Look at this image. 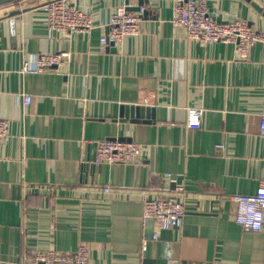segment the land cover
Masks as SVG:
<instances>
[{"label":"crops","instance_id":"crops-1","mask_svg":"<svg viewBox=\"0 0 264 264\" xmlns=\"http://www.w3.org/2000/svg\"><path fill=\"white\" fill-rule=\"evenodd\" d=\"M48 1L0 6V264L81 245L89 264H264V231L238 224L232 199L264 181V42L241 59L233 43L190 39L176 0H66L92 28L49 31ZM127 1L146 9L138 32L103 48ZM197 1L264 32V0ZM63 52L55 71L22 70ZM103 139L135 142L139 159L94 163ZM159 196L183 201L179 228L143 217Z\"/></svg>","mask_w":264,"mask_h":264},{"label":"built area","instance_id":"built-area-1","mask_svg":"<svg viewBox=\"0 0 264 264\" xmlns=\"http://www.w3.org/2000/svg\"><path fill=\"white\" fill-rule=\"evenodd\" d=\"M16 2L25 3L26 0ZM127 7L122 5L113 11L108 24L109 31L100 37L103 48L115 46L125 37L138 32L139 23L146 9L140 6L138 10L131 11ZM44 8L49 31L73 33L89 31L93 26L87 11L71 7L66 0H49L44 4ZM172 22L176 27L183 29L190 39L203 43H233L241 59L247 58L252 45L264 42V32L255 30L245 20L216 21L209 15L204 1L176 0ZM67 56L68 54L64 52L37 55L33 63L28 61L23 63L22 70L33 73L52 72ZM30 98L29 95H23L25 103H29ZM7 128V121L0 119V141L6 136ZM259 133L264 139V113L260 115ZM141 150V146L132 141L103 139L96 143L94 163H133L139 159ZM177 195L182 197L181 189L177 190ZM232 199L237 203L236 222L253 231H264V181L259 183L254 194L234 195ZM184 213L181 199L159 196L145 199L143 202V217L152 219L158 230L179 228ZM156 237L157 234H154L153 238ZM24 264H89V251L83 245L72 252L37 251Z\"/></svg>","mask_w":264,"mask_h":264},{"label":"water","instance_id":"water-1","mask_svg":"<svg viewBox=\"0 0 264 264\" xmlns=\"http://www.w3.org/2000/svg\"><path fill=\"white\" fill-rule=\"evenodd\" d=\"M16 1H19V0H0V6L1 5H5V4H9V3H12V2H16ZM249 1H251V0H249ZM140 4H142L141 2H139V5L137 6V7H129V4H128V1L126 2V5L128 6L127 8H128V10H131V11H136V10H138L139 9V6H140ZM252 5H254V7L257 9V10H261L260 9V7L256 4V3H254V2H252ZM15 13H17V11H13L11 14H15ZM146 14V12L144 13V15ZM210 16H213L212 15V13H210L209 14ZM218 22H222L221 21V19L218 17L217 19H216ZM127 109V108H126ZM131 111H136V113H138V111H143V108L142 107H131Z\"/></svg>","mask_w":264,"mask_h":264},{"label":"trees","instance_id":"trees-1","mask_svg":"<svg viewBox=\"0 0 264 264\" xmlns=\"http://www.w3.org/2000/svg\"><path fill=\"white\" fill-rule=\"evenodd\" d=\"M13 3V2H12ZM10 4V3H9ZM2 6V5H1Z\"/></svg>","mask_w":264,"mask_h":264}]
</instances>
